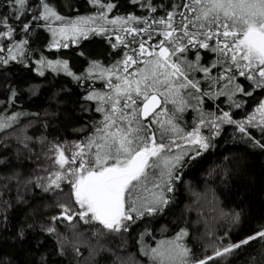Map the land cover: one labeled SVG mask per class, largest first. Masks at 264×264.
<instances>
[{"label":"trees","instance_id":"1","mask_svg":"<svg viewBox=\"0 0 264 264\" xmlns=\"http://www.w3.org/2000/svg\"><path fill=\"white\" fill-rule=\"evenodd\" d=\"M181 2L147 0L156 8L151 12L146 0H101L114 5L107 12L109 20L117 16L160 18ZM43 3L65 20L95 17L107 11L92 0H28L25 14L15 21L5 0H0V16L7 18L0 31H7L8 26L16 29L11 39L0 38V46L5 48L0 57L7 58L6 49L14 43L27 41L23 55L0 63V116L21 114L12 127L0 131V264H153L145 250L157 247L162 240H173L181 231L187 235L179 243L191 250L192 260H199L264 231V126L248 125L247 133H242L237 124L229 123L221 125L219 135L203 126L210 147L200 150L199 156L190 152L184 157L175 170L179 179L172 180L163 210L134 217L127 231H109L99 223L84 225L78 218L71 222L75 227L62 219L53 220L60 215V204L78 209L71 202L66 183H61V189L45 191L47 178L59 170L50 149L53 144H62L68 154L73 142L91 134L101 114L95 111V102L85 97L91 91H108L106 80L98 79V73L90 76L88 69L94 62L110 67L138 45L113 48L116 34L125 35L129 41L131 37L117 33L102 20L89 27L103 25L109 29L104 35L90 32L87 37L59 39L46 26L51 23L52 28H59L63 21L55 20H33L29 30L22 32L21 24L38 15ZM132 26L143 25L133 22ZM159 39L156 36L149 43ZM54 40L59 41L55 47ZM65 43L67 47L62 46ZM200 56L203 65L214 58L203 51ZM187 59H195L193 52ZM40 60L67 61L68 71L40 65ZM218 74L219 69H214L212 75ZM195 79L201 81L204 93L219 92L223 84L209 88L199 72ZM234 83L251 95L237 92L231 100L225 95H205L199 105L190 100L194 106L180 114L181 128L191 131L199 122L201 110L208 119L223 112H229L236 121L250 116L264 100V88H256L240 76ZM233 101L241 107H235ZM49 228L55 232H48ZM208 264H264V240L257 238Z\"/></svg>","mask_w":264,"mask_h":264},{"label":"snow or ice","instance_id":"2","mask_svg":"<svg viewBox=\"0 0 264 264\" xmlns=\"http://www.w3.org/2000/svg\"><path fill=\"white\" fill-rule=\"evenodd\" d=\"M92 2L107 11L74 20H65L48 3H43L38 15L21 24V31L27 32L33 20H55L63 21L59 28L46 23L54 36L78 38L87 37L90 32L104 35L109 29L103 25L89 27L102 20L117 33L131 37L129 41L125 35L116 34L117 43L112 44L113 48L128 47L131 43L138 45L110 67L94 62L88 69L90 76L98 73L97 78L107 82L108 91H91L85 97L95 102V111L101 114V119L85 139L72 143L68 154H65V145H52L50 150L59 170L50 174L45 188V191L61 189V183H66L71 202L78 209L74 211L60 204V215L53 220L62 219L75 227L71 222L78 218L84 225L99 223L104 229L120 232L127 231L134 217L163 210L168 203L166 193L172 191V180L179 179L175 170L182 165L184 157L190 152L199 156L200 150L210 147L209 138L201 134V126L215 129V134L219 135L220 125L216 123L219 120L237 124L240 132L247 133L245 125L253 124L257 113L260 124H264V103L246 121L233 120L229 112L208 119L201 110L199 122L191 131L186 132L178 123L180 114L194 106L189 104L190 100L199 105L205 95H225L230 100L237 92L251 95L234 83L237 76L252 81L256 88H264V0H182L164 17L117 16L110 20L107 12L114 5H105L101 0ZM5 3L12 19L20 21L28 0H5ZM146 6L156 12L147 0ZM133 22L143 26H132ZM0 25H7L6 17L0 16ZM15 31L8 26L7 31H0V38L11 39ZM156 36L161 39L150 44ZM26 43L22 40L8 47L7 58L0 57V63L7 64L23 55ZM58 44L59 41H53V47ZM4 51L0 46V52ZM201 51L213 54L211 63L201 64ZM189 52H193L194 60L187 59ZM37 63L53 70L68 71L67 61L40 60ZM214 69H219L218 75H212ZM197 72L203 74L209 88L214 89L223 82L220 91L201 92V81L195 79ZM68 74L72 75L70 71ZM233 104L241 107L235 101ZM20 115L0 116V131L12 127ZM47 231L51 233L55 229ZM186 235L181 231L173 240H162L157 247L146 249L145 255L150 256L153 264H208L250 241L264 240V231H259L222 250H215L214 255L192 260L191 250L179 243Z\"/></svg>","mask_w":264,"mask_h":264},{"label":"rangeland","instance_id":"3","mask_svg":"<svg viewBox=\"0 0 264 264\" xmlns=\"http://www.w3.org/2000/svg\"><path fill=\"white\" fill-rule=\"evenodd\" d=\"M57 37H58L59 39H61V35L58 34ZM69 38H72L71 35H70V37H68L67 39H69ZM262 103H264V100L262 101ZM258 107H259V106H258ZM258 107H257V108H258ZM257 108H256V109H257ZM256 109H255L254 112H256ZM254 112H253V113H254ZM253 113H251L250 116H252ZM250 116H248V117L245 118V119L238 120V122H240V121H246ZM235 121H236V120H235ZM216 123H218V124L220 125V127H221V125H222L223 123H227V122H222V121L217 120ZM248 125H249V124H246L245 126H248ZM250 125H263V126H264V124H260V115H259V113L256 114V119L253 121V124H250ZM206 127H207V126H206ZM220 127H219V128H220ZM203 128H204V127L201 126V134L205 136L206 134H205V132H203ZM210 131L215 132V129H211V128H210Z\"/></svg>","mask_w":264,"mask_h":264}]
</instances>
